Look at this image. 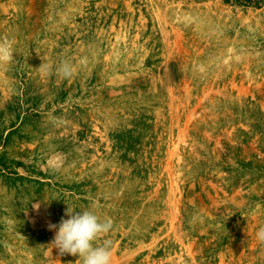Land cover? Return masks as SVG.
Wrapping results in <instances>:
<instances>
[{
  "label": "rangeland",
  "instance_id": "374dc122",
  "mask_svg": "<svg viewBox=\"0 0 264 264\" xmlns=\"http://www.w3.org/2000/svg\"><path fill=\"white\" fill-rule=\"evenodd\" d=\"M5 41L0 264H82L67 207L111 264H264V0H0Z\"/></svg>",
  "mask_w": 264,
  "mask_h": 264
},
{
  "label": "clouds",
  "instance_id": "9594fccd",
  "mask_svg": "<svg viewBox=\"0 0 264 264\" xmlns=\"http://www.w3.org/2000/svg\"><path fill=\"white\" fill-rule=\"evenodd\" d=\"M12 59V53L8 42L0 43V61ZM49 70V66L42 63L39 67ZM57 73L67 78L72 75V67L67 62L61 63L56 69ZM38 208V207H37ZM65 218H61L59 224H49V230L55 232L51 241L53 248L59 255L76 256L82 260V264H111L112 252L110 240H104L101 244L95 242L107 235L112 229L110 219L102 220L94 211H76L66 208ZM257 240L264 244V227L256 233Z\"/></svg>",
  "mask_w": 264,
  "mask_h": 264
}]
</instances>
